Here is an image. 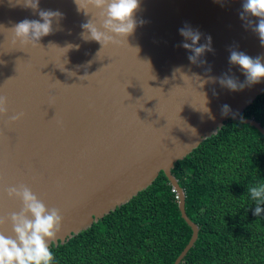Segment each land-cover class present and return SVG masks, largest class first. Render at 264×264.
Returning <instances> with one entry per match:
<instances>
[{"label": "water", "instance_id": "1", "mask_svg": "<svg viewBox=\"0 0 264 264\" xmlns=\"http://www.w3.org/2000/svg\"><path fill=\"white\" fill-rule=\"evenodd\" d=\"M243 2L139 0L126 42L102 47L82 38L92 14L78 11L74 0H39L35 11L25 0H0V95L8 101L0 115V217L22 208L6 189L28 186L63 217L50 249L129 202L163 172L192 231L173 263L180 264L199 229L186 215L184 191L171 173L175 163L228 120L264 135L258 122L241 116L264 92V79L240 91L219 83L223 75L245 83L239 66L229 64L232 50L264 63V44L253 31L259 18H242ZM39 10L62 17L38 44L19 43L12 29L40 20ZM186 25L201 33L197 47L211 37L212 51L195 63L188 59L194 53L181 47L191 44L178 31ZM223 105L231 109L226 116ZM11 228L6 221L0 232L12 235Z\"/></svg>", "mask_w": 264, "mask_h": 264}, {"label": "trees", "instance_id": "2", "mask_svg": "<svg viewBox=\"0 0 264 264\" xmlns=\"http://www.w3.org/2000/svg\"><path fill=\"white\" fill-rule=\"evenodd\" d=\"M241 116L264 129V92ZM171 173L184 191L186 215L199 229L180 264H264V211L253 215L258 205L249 192L264 185V135L228 120ZM191 234L160 172L129 202L64 244L52 245L50 264H173Z\"/></svg>", "mask_w": 264, "mask_h": 264}, {"label": "clouds", "instance_id": "3", "mask_svg": "<svg viewBox=\"0 0 264 264\" xmlns=\"http://www.w3.org/2000/svg\"><path fill=\"white\" fill-rule=\"evenodd\" d=\"M77 10H83L92 18L82 25L85 30L81 35L84 40H94L103 47L109 43L126 42V37L133 33L136 27L134 14L139 8V0H74ZM39 0H25V7L34 11L38 9ZM242 18L256 17L258 23L253 28L264 44V0H244ZM95 10V11H94ZM40 20L25 19L12 29L15 38L24 45L38 44L43 36L53 31V20L62 17L59 11L39 10ZM41 20L43 22H41ZM252 23L251 20L248 21ZM179 34L191 44L184 42L181 47L191 50L193 55L188 57L195 63L197 58L205 51H212L211 37H206V43L197 47L201 38L198 30L189 26L180 28ZM120 38V39H117ZM101 47V48H102ZM261 57L252 58L243 52L232 50L229 64L238 65L246 77L245 83L227 75L219 78V83L231 91H240L246 85L259 83L264 79V63ZM7 97L0 95V115L7 113ZM209 119L214 120L210 109H206ZM231 112L230 106L223 105L221 115L226 116ZM23 114L11 117L14 122ZM233 115H235L233 113ZM249 192L257 205L253 215L258 216L264 209L259 205L264 204V185L249 188ZM9 198H16L22 202L19 213L13 212L7 217H0V226L6 221L11 222L12 235L0 232V264H50L53 253L49 250L50 242L60 232L63 217L57 208H47L45 203L26 185L9 187L6 189Z\"/></svg>", "mask_w": 264, "mask_h": 264}]
</instances>
